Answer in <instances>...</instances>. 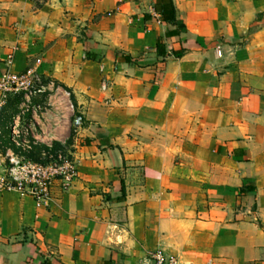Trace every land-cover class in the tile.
<instances>
[{
    "label": "crops",
    "instance_id": "0c3cea01",
    "mask_svg": "<svg viewBox=\"0 0 264 264\" xmlns=\"http://www.w3.org/2000/svg\"><path fill=\"white\" fill-rule=\"evenodd\" d=\"M154 3L0 0V115L7 72L61 84L19 124L76 168L0 191V264H264V0Z\"/></svg>",
    "mask_w": 264,
    "mask_h": 264
},
{
    "label": "built area",
    "instance_id": "2783aa9c",
    "mask_svg": "<svg viewBox=\"0 0 264 264\" xmlns=\"http://www.w3.org/2000/svg\"><path fill=\"white\" fill-rule=\"evenodd\" d=\"M42 77L33 73H11L7 72L1 88L12 90L15 94H21L26 90L24 98L17 104L18 119L23 115H35L43 108V103L34 98L39 97L43 92L41 87ZM12 137L18 134L27 133V138L14 139L15 145L24 151L30 149L31 141L28 129H21L19 122L14 121L9 127ZM5 158L8 160L0 173V191H17L19 194L32 197L38 206L48 203L52 198L54 182L58 180L69 181L76 174V168L71 163L62 164L63 156L60 155L50 166H44L38 162L27 159L25 156L16 154L10 149ZM141 264H169L164 254L158 250L147 256Z\"/></svg>",
    "mask_w": 264,
    "mask_h": 264
},
{
    "label": "rangeland",
    "instance_id": "374dc122",
    "mask_svg": "<svg viewBox=\"0 0 264 264\" xmlns=\"http://www.w3.org/2000/svg\"><path fill=\"white\" fill-rule=\"evenodd\" d=\"M41 87L44 92L37 98H34V100L41 101L43 103V108L41 111H39L34 118H31L28 114L20 116L18 119V109L16 108L17 103L24 98V95L26 93V90H22L21 94L17 93L15 94L11 89V87H8L9 89H4V87L1 89V99L5 102V105L1 111L0 115V123H10L13 124L14 121L19 122L21 125L28 124L32 121H35L36 119L39 120L38 116H42V113L48 114L50 116V108H51V102L55 98V94H57L58 90L61 92L66 91L65 88L58 82L54 81L53 79H45L42 77ZM32 115V114H31ZM42 120H45L44 117L41 118ZM20 125V127H21ZM76 125V123H75ZM74 129V126H73ZM6 135H1L0 139V149H11L12 152L16 154H20L25 156L27 159L38 162L44 166H50L52 163L56 161V159L62 155L63 160H61L62 164L65 163H71V158L69 156L68 149L65 145L62 144H52V146H47L46 144H36L34 140L31 138V134H29V138L31 141V144H29L31 147L30 149L24 151L21 147L15 145L14 139H20V142H23L22 139L27 138V133H19L18 136L20 138L12 137L10 133V129L6 131ZM5 154H0V173H2L4 165L8 163L7 159L5 158ZM58 180V179H57ZM57 180L54 182H57ZM53 185V187H54ZM53 190V189H52Z\"/></svg>",
    "mask_w": 264,
    "mask_h": 264
},
{
    "label": "trees",
    "instance_id": "16d2710c",
    "mask_svg": "<svg viewBox=\"0 0 264 264\" xmlns=\"http://www.w3.org/2000/svg\"><path fill=\"white\" fill-rule=\"evenodd\" d=\"M155 9L160 13L163 21L167 23H176L177 13L174 0H154ZM161 42L159 41L157 47L160 48ZM58 144V143H56Z\"/></svg>",
    "mask_w": 264,
    "mask_h": 264
}]
</instances>
